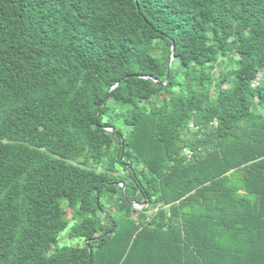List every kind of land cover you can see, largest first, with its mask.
I'll use <instances>...</instances> for the list:
<instances>
[{
  "label": "trees",
  "instance_id": "trees-1",
  "mask_svg": "<svg viewBox=\"0 0 264 264\" xmlns=\"http://www.w3.org/2000/svg\"><path fill=\"white\" fill-rule=\"evenodd\" d=\"M0 264H264V0H0Z\"/></svg>",
  "mask_w": 264,
  "mask_h": 264
},
{
  "label": "water",
  "instance_id": "water-1",
  "mask_svg": "<svg viewBox=\"0 0 264 264\" xmlns=\"http://www.w3.org/2000/svg\"><path fill=\"white\" fill-rule=\"evenodd\" d=\"M174 54H175V46L172 47V52H171V58H170V62H169V65H168V70H167V77H166V81L165 82H161L157 79H155L154 77L152 76H144L146 79H149L153 82H155L156 84L158 85H162V86H165L169 83V79H170V70H171V66H172V62H173V59H174ZM117 86V84H116ZM114 86V87H116ZM113 87V89H114ZM110 130H114L113 128H108ZM123 196L125 197V185L123 184ZM129 203H131L133 205V207L137 208V209H142L143 207L141 206H147L148 205V201L147 202H137V201H133V200H130V199H127ZM91 253V251H90Z\"/></svg>",
  "mask_w": 264,
  "mask_h": 264
},
{
  "label": "rangeland",
  "instance_id": "rangeland-1",
  "mask_svg": "<svg viewBox=\"0 0 264 264\" xmlns=\"http://www.w3.org/2000/svg\"><path fill=\"white\" fill-rule=\"evenodd\" d=\"M120 173L127 174V171H126V170L123 171V170L121 169ZM141 207L144 208V207H146V206H141ZM143 208H142V209H143ZM152 211H153V209H152ZM68 217H69L70 220H73V219H72V211H71V210L68 211ZM68 232H69L68 229H66L65 231H63V232L60 234V236H59V240H58V244H59V245H77V244H81V243H82V241H81L80 239H77V238H71V237L69 236V233H68Z\"/></svg>",
  "mask_w": 264,
  "mask_h": 264
},
{
  "label": "built area",
  "instance_id": "built-area-1",
  "mask_svg": "<svg viewBox=\"0 0 264 264\" xmlns=\"http://www.w3.org/2000/svg\"><path fill=\"white\" fill-rule=\"evenodd\" d=\"M216 126L217 125V122H214L213 124H212V126ZM190 127L192 128V129H194V130H198L199 129V127L198 126H195L194 124H190ZM184 153H186V155L187 156H189V158H192L193 157V152L191 151V150H189V149H185L184 150Z\"/></svg>",
  "mask_w": 264,
  "mask_h": 264
}]
</instances>
